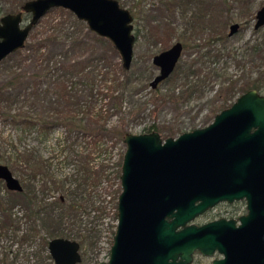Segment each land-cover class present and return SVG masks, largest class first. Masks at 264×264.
<instances>
[{
    "label": "rangeland",
    "instance_id": "374dc122",
    "mask_svg": "<svg viewBox=\"0 0 264 264\" xmlns=\"http://www.w3.org/2000/svg\"><path fill=\"white\" fill-rule=\"evenodd\" d=\"M117 1L132 13L134 19L136 42L129 71L123 73L120 70L122 60L111 42L115 51L109 43L104 45L92 35L86 37L89 28L87 30L84 26L87 24L73 13L54 9L33 28L20 54L0 64V88L9 83L14 70L31 74L38 59L51 54L66 55L68 59L59 58V62L71 64L107 54L115 65L113 73H117L120 82L125 81L127 85L121 110H111L110 116L105 115L104 124L107 128L124 127L128 133L137 135L156 125L162 138L167 139L209 126L217 114L231 107L242 95L240 88L245 83L264 75V28H254L256 14L264 8V0ZM24 3L21 0H0V17L19 13ZM29 20L30 16H26L24 25ZM235 23L240 24V30L230 37V26ZM70 32L80 38L73 51H70V40L64 39ZM184 41L189 45L184 48L174 73L153 89L151 82L159 75L153 58ZM39 46H42L41 54L37 52ZM46 85L43 89H47ZM261 92L264 93V89ZM10 98L13 100L6 93L0 110L9 106L7 99ZM54 99L58 101L55 107L64 109L66 100L60 101L55 96ZM104 103L109 107L112 102L106 99ZM22 105H15L11 114L16 115ZM27 110L25 107L22 111ZM3 112L0 113V162L9 165L14 145L20 147L21 152L24 148L35 149L37 156L49 167L53 180L62 182L63 186L52 185L49 190L45 189L48 176L30 173L23 163L15 177L22 185L47 192L50 202L65 196L63 200H67L62 207L54 209L53 221L72 236L71 240L79 242L82 258L79 264L107 262L116 224L113 193L118 192L115 195L118 197L121 192L119 182L110 183L108 175L115 171L118 162L123 163L124 142L113 135L101 138L98 147L90 138L67 141L63 127L39 138L33 131L25 132L23 126L19 127L12 119L7 120ZM45 113L40 110L34 116L45 118ZM86 124L88 127V122ZM89 124L94 129L98 126ZM78 153L81 157L74 159ZM88 154L93 157L89 167L95 174L94 183L82 185L83 157L87 158ZM75 203L78 210L69 209ZM1 208H9V214H4ZM209 218H200L196 224H204ZM49 224L53 225L52 222ZM45 229L41 221L34 223L28 217L26 202L17 194H8L5 184L0 181V264H54L44 248ZM214 258L197 256L196 263L211 264Z\"/></svg>",
    "mask_w": 264,
    "mask_h": 264
},
{
    "label": "water",
    "instance_id": "95a60500",
    "mask_svg": "<svg viewBox=\"0 0 264 264\" xmlns=\"http://www.w3.org/2000/svg\"><path fill=\"white\" fill-rule=\"evenodd\" d=\"M54 9L73 13L89 30L109 40L129 71L134 59L133 15L117 0H30L17 14L0 17V64L25 48L33 28ZM23 14L31 16L24 25ZM264 28V8L255 18ZM240 30L230 26L229 36ZM183 45L153 58L157 89L174 73ZM118 198V225L108 264H264V94L249 90L209 126L163 139L159 132L127 133ZM0 180L23 191L12 170L0 164ZM246 202L238 220L203 225L197 219L219 203ZM80 244L56 238L48 252L54 264L81 263Z\"/></svg>",
    "mask_w": 264,
    "mask_h": 264
},
{
    "label": "trees",
    "instance_id": "16d2710c",
    "mask_svg": "<svg viewBox=\"0 0 264 264\" xmlns=\"http://www.w3.org/2000/svg\"><path fill=\"white\" fill-rule=\"evenodd\" d=\"M21 1H25L26 3L30 0ZM84 27L88 30V26ZM87 32L88 34L86 37L92 35L94 39H98L102 44H110L109 40L101 39L90 30ZM64 39H66V41L70 40V51H73L76 44L80 41V38L76 36L75 32L66 34ZM183 45L185 48L189 45V42L184 41ZM110 46L115 51L111 44ZM41 49L42 46H39L38 51H36L41 54ZM20 52L21 50L10 55L8 58L19 55ZM59 58L67 60L68 56L51 54V56L46 58L38 59L34 72L31 74L21 73L14 70L12 73V79L9 83L0 88V104L5 102L6 93L10 94L13 100L11 98L10 100L7 99L8 102H6L9 106L6 105L3 109L1 107L0 113L2 114L3 110L5 111L9 108L7 112H3L6 114L5 118L7 120L12 119V121L19 127L23 126L25 132L33 131L39 138L41 136L49 135L52 131L62 129L63 127L65 131L64 136L67 141L72 139L79 140L80 138H90L95 147L100 145L101 138H105V136L109 137L113 135L115 139L123 141L125 135L128 133L124 127L117 126L107 128V125L104 124V122H106L105 115L110 116L111 110H114L113 112L121 110L125 97L124 87L127 85L125 81L120 82V79L116 75L117 73H113L115 65L110 61L109 55L105 54L104 56L98 57L91 56L88 60L84 59L79 62H72V64L71 62L60 63L58 60ZM24 60L27 61L28 59ZM21 61L23 62V60ZM119 67L123 73H126V70H124L122 66ZM45 83H48V85ZM44 84L47 86V89H43L45 86ZM52 87H55V89ZM263 89L264 75L254 82L245 83L243 87L240 88V91L244 94L249 90H257L261 92ZM54 96L57 99L59 98L58 100L60 101L64 102L66 100L64 109L55 107V105L57 106L58 101L54 99ZM106 99L112 102L109 107L105 106L104 101ZM21 103L23 105L17 109V114L12 115V108ZM99 105H101V107L97 109ZM25 107H28L29 110L22 111ZM40 110L44 111V113L46 112L45 118L34 116L36 115L34 113H40ZM85 122H88V127ZM89 123L98 126L94 129ZM153 131L161 132L160 128L156 125L149 127L145 132L150 133ZM11 150L13 151V156L8 161L9 165L7 166H9L14 174L17 170L20 171L22 169L19 165L23 163V166H26L25 169L30 173H33L34 175L42 173L48 176L49 179L45 183V189L49 190L52 185L54 187H59L60 185L63 186L62 182L53 180L52 176L49 174V167H47L45 162L37 156V151L35 149L24 148L21 152L20 147L14 145L11 147ZM66 151L67 149L64 152L66 153ZM71 154H73V152H71ZM79 155V153L75 154L74 159H79L81 157ZM92 158L93 157L89 154L87 158L83 157L85 160L83 165H85V167L83 168L84 170L82 169L81 173L82 185H90L94 183L95 174L89 167ZM0 159H2L1 156ZM121 167L122 162H118L115 171L108 175L110 183L113 181L119 182ZM82 185L80 184L77 188L79 187L80 189ZM28 186L29 185H23V187L26 188V191L22 193L21 196L24 197L27 204L28 217L34 223L41 221L42 226L46 228L47 239L44 242L45 250H48L49 241L52 239L65 238L71 240L72 236L66 234L63 229H61L62 226L60 227V224H56L53 221L54 209H56V207H62V204L67 200L66 198L63 200V197L65 196L62 195L63 197H59L50 202L48 201L49 198L47 192H38L33 187ZM112 186L113 185H111V187ZM118 186L120 188L118 189L121 190L120 182L118 183ZM117 193L118 192H116V194ZM116 194L115 192L113 193L114 198L112 199L115 216L117 203V197H115ZM17 196L19 197L18 194ZM78 208L79 206L76 205V203L69 206V209L71 210H78ZM50 222L53 223L52 226L49 224ZM114 229L115 226L112 235L115 233ZM48 256L52 259L50 254Z\"/></svg>",
    "mask_w": 264,
    "mask_h": 264
},
{
    "label": "flooded vegetation",
    "instance_id": "af4514ba",
    "mask_svg": "<svg viewBox=\"0 0 264 264\" xmlns=\"http://www.w3.org/2000/svg\"><path fill=\"white\" fill-rule=\"evenodd\" d=\"M21 11H22V8H21ZM20 11V12H21ZM26 16H30V15H27V14H23V19H24V23H25V17ZM30 19H31V16H30ZM178 43V42H177ZM180 43V42H179ZM176 44V43H175ZM183 45V43H181ZM172 47V46H171ZM170 47V48H171ZM183 49H184V45H183ZM184 51V50H183ZM7 59V58H6ZM5 59V60H6ZM260 92V91H259ZM261 94H264L262 92H260ZM196 130V129H195ZM170 138H173V137H170ZM0 164H2L0 162ZM5 165V164H3ZM9 167V166H8ZM121 173H122V167H121ZM120 178H121V175H120ZM2 181V180H0ZM5 186H6V183L4 181H2ZM119 182H120V187H121V181L119 179ZM22 185V183H21ZM22 189L23 191L21 192H13V191H10L7 186H6V190H7V193L8 194H18L19 195V198L24 202L25 199L23 196H21L22 193H24L26 191V188L23 187L22 185ZM38 191V190H37ZM122 192V189L120 190ZM39 192V191H38ZM120 192V194H121ZM119 194V195H120ZM118 198L119 196L117 197V203H116V216H115V229L114 231L116 232V229H117V225H118ZM1 211L4 213V214H7L9 212V208L8 210L7 209H2L1 208ZM115 211V210H114ZM247 213V209H246V202L245 201H238V202H234L232 204L230 203H227V202H222V203H219L217 204L216 206H214L213 208L209 209L208 211H206L203 215H201L198 219L200 218H203V217H210L209 220L206 222V223H210V222H213V221H217V220H220V219H227V220H230V219H234V220H238L241 216L245 215ZM9 214V213H8ZM197 219V220H198ZM204 223V224H206ZM200 225H203V224H200ZM115 234V233H114ZM114 237V235H113ZM112 244H113V239H112ZM112 246V245H111ZM111 249V248H110ZM109 256H110V252H109ZM197 256H201V255H196L195 256V264H198L196 263V257ZM203 257V256H202ZM216 257V258H214ZM213 258V260H218L221 258L220 255H215ZM212 260V261H213ZM109 261V259H108ZM108 261L105 262L106 264H108ZM212 264V263H211Z\"/></svg>",
    "mask_w": 264,
    "mask_h": 264
}]
</instances>
